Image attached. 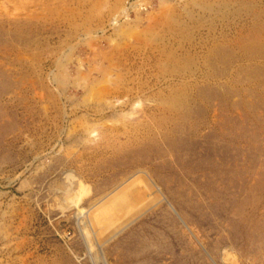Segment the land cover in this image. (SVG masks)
<instances>
[{"label":"rangeland","instance_id":"1","mask_svg":"<svg viewBox=\"0 0 264 264\" xmlns=\"http://www.w3.org/2000/svg\"><path fill=\"white\" fill-rule=\"evenodd\" d=\"M0 264H264V0H0Z\"/></svg>","mask_w":264,"mask_h":264},{"label":"bare ground","instance_id":"2","mask_svg":"<svg viewBox=\"0 0 264 264\" xmlns=\"http://www.w3.org/2000/svg\"><path fill=\"white\" fill-rule=\"evenodd\" d=\"M171 22V21H170ZM177 23V22H176ZM117 148V147H116ZM62 207V206H61Z\"/></svg>","mask_w":264,"mask_h":264}]
</instances>
